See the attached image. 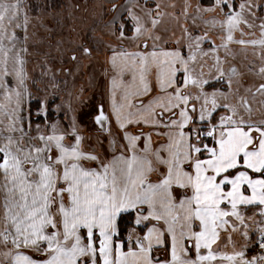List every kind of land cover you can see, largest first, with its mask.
Instances as JSON below:
<instances>
[{
	"label": "snow or ice",
	"instance_id": "1",
	"mask_svg": "<svg viewBox=\"0 0 264 264\" xmlns=\"http://www.w3.org/2000/svg\"><path fill=\"white\" fill-rule=\"evenodd\" d=\"M129 3L111 35L142 50L112 48L110 111L100 105L94 118L110 137L102 155L75 119L48 123L47 101L33 128L27 49L15 51L29 17L23 0H0V264H264V102L253 108L238 69L225 68L232 44L264 53V3L197 4L219 10L205 23L220 42L185 28L171 49L155 43L160 4Z\"/></svg>",
	"mask_w": 264,
	"mask_h": 264
},
{
	"label": "rangeland",
	"instance_id": "2",
	"mask_svg": "<svg viewBox=\"0 0 264 264\" xmlns=\"http://www.w3.org/2000/svg\"><path fill=\"white\" fill-rule=\"evenodd\" d=\"M25 1L28 3V31L35 36L39 44V56L34 64H29L31 65L30 72L36 67L44 79L41 96L44 97V101H47V108L52 100L55 101L54 98L57 99L54 105L57 118L51 122L59 120L63 125V123L70 124L75 119L82 134L87 135L88 132L93 134L94 138L87 137L89 145H108L109 136L94 122V118L98 114L100 105H103L106 111L108 52L112 48L136 47L133 41L128 39L121 41L111 35L114 29L110 28V25L113 24L114 19L119 20L122 16L126 18L124 16L126 8L123 6L127 7L130 4L129 0ZM148 1L156 2V0ZM259 1L264 2V0ZM33 3L39 7V12L36 16L33 14L32 22L33 16L30 9ZM134 11L137 12L138 9ZM160 17L161 15L156 17L153 13V18L160 19ZM146 26L152 28L151 25ZM164 32H168V29L161 22L153 29V33L160 38ZM130 34L132 32L129 26L125 30V35ZM175 41L168 43L175 44ZM146 42L153 44L152 40ZM155 43H160V39ZM163 43L166 42L162 41ZM85 48L91 50V55L84 53ZM246 52L245 48L241 47L240 52L233 53L234 58L229 57L226 69L232 66L237 67L240 73L237 77L239 80L237 86L240 92L243 90V94L249 97L253 108L258 109L264 102V96L259 95L251 99L252 93H245L244 89L247 88L246 83H264V77L259 72V69L264 67V54L261 51H258L257 55L255 52L248 54ZM35 54L34 50V57ZM72 56H76V59L73 60ZM60 85H63L62 89L59 88ZM113 134L117 135L115 132ZM255 211L258 209L253 210ZM255 219L259 220V217L256 216ZM221 247H223V242H221ZM253 254L249 253V255Z\"/></svg>",
	"mask_w": 264,
	"mask_h": 264
},
{
	"label": "crops",
	"instance_id": "3",
	"mask_svg": "<svg viewBox=\"0 0 264 264\" xmlns=\"http://www.w3.org/2000/svg\"><path fill=\"white\" fill-rule=\"evenodd\" d=\"M143 2H144L143 0H140V3H143ZM234 2L238 4L239 2H241V0H234ZM23 3L25 4L24 10L27 12V4L28 3L25 0H23ZM156 3L160 4L159 11L161 13V17L159 20H160L161 24L166 26L168 29V32H164V34L160 38V43H156L158 47L164 48V49L175 48L176 44H172V43L169 44L168 42H172L173 40L180 39L184 35V29L185 28H187V30L189 32H191L193 35H199V34H203L204 32H208V34L213 39H215L217 43L220 42L219 37H220L221 33L219 32V30L213 29V28H211L210 25H207L205 23L206 20H210L213 16H218L219 10H217V13H197V11H196V5L197 4H200L201 7H208V6H211L212 0H156V2L155 1L154 2L148 1V7L154 8ZM186 3H191V5H192V7L188 9L187 17H185V15H184V9H185ZM256 3L261 4L262 2H260L259 0H256ZM173 5H174V7H173ZM125 6H123V7L128 8L130 6V4L127 7H125ZM137 9H138L137 14L143 15V13L140 11V9L139 8H137ZM38 10H39V7L33 3V5L31 6V9H30L32 16H33V14H35V16H36L37 13L39 12ZM255 12H256V17H257V19L255 20V23L259 24L262 20H264V11H262L260 9H256ZM124 16L126 17V12H124ZM201 17H203V18H201ZM33 20H34V16L32 17L31 21L33 22ZM147 24L151 25L150 21ZM28 27H29V23H28L26 32H24L20 28L15 29L17 36H18V40L16 41V46H15V51L19 52V50L21 48L27 49V52L21 53V55L23 56V58L25 60V66L24 67H25V72L27 75V80H26L27 89H28V92L31 93L30 97H28V96L25 97L24 107H25L27 112H30L31 101L39 100L41 103V106H43L44 97H42L41 95L43 94L42 83H43L44 79H43L42 75L37 71L36 67L34 68V70H31V72H30V66L31 65L29 66V64L30 63L34 64V62L36 61V59L39 56V48H38L39 44L37 43L38 40L35 38V36L31 32L28 31ZM244 31L248 32L249 30L245 28ZM253 31L256 32V36L258 37L259 36V29L256 28V29H253ZM25 36L27 37L26 40L24 39ZM235 36L237 39L241 38L239 32H237L235 34ZM243 38L249 39V38H253V37L245 36ZM162 41H164L166 43L162 44ZM5 44L8 45V41H5ZM148 44L151 47L152 44H150V43H148ZM8 46H11V45H8ZM205 47H208V45H205ZM230 47H233V48H231L233 53L240 52L241 47L245 48V50L247 51L246 54H248L250 52H255V54L257 55L258 51H261L259 48H253L252 46H242L239 44H232ZM34 50L36 52L35 57H34ZM118 50L139 51L142 49H138L137 47H135V48H127V49L119 48ZM255 50H257V52ZM112 55H113V52L111 49L108 52L107 59H106L107 70H108V75H107V80H106V112L110 111L111 77L114 75L113 69H112L111 64H110V58L112 57ZM221 56H223V51L221 52ZM231 62H232V60L230 61V63ZM210 63H211V61H210ZM226 66H227V64L225 65V68H226ZM9 67H11V64L9 65ZM232 67H234V66H232ZM9 79L11 80V78H9ZM260 84L259 83H257V84L246 83V87L247 88L251 87L252 88V94L255 93V96H259L260 94L256 93V88ZM14 86H15V81L12 80L10 83V87H14ZM217 86L219 87V85H217ZM59 88L62 89L63 85H60ZM241 94H243V90H242ZM54 99H56V98H54ZM263 101H264V98H263ZM2 102H4V96H3V91L0 90V103H2ZM41 108L42 107L37 108V109H39L38 111H40ZM0 119H5V123L7 122L6 118L3 117L2 113H0ZM35 124H36V121H33V128L35 127ZM41 124L43 125L44 123H41ZM63 125H64V127H67L69 124L63 123ZM113 132H115L117 134V130H116L115 125H113ZM82 135L85 136V147L86 148H94L97 151H99L102 155L104 154L105 150L109 148V144L108 145L102 144L99 146L89 145L87 137L89 136V138H94L93 134H90L88 132L87 135H85V134H82ZM106 135H108V134L106 133ZM116 137L119 138L118 134L116 135ZM108 139H110V137H108ZM153 139H154V141L156 140L155 137ZM253 210H255V209H253ZM253 210L250 211L249 214H251L253 212ZM259 219H260V217H259ZM6 250L7 249L0 248V260L6 261L7 258L3 257V255H2V253Z\"/></svg>",
	"mask_w": 264,
	"mask_h": 264
},
{
	"label": "trees",
	"instance_id": "4",
	"mask_svg": "<svg viewBox=\"0 0 264 264\" xmlns=\"http://www.w3.org/2000/svg\"><path fill=\"white\" fill-rule=\"evenodd\" d=\"M57 101V99L52 100L50 103H49V106H48V120L47 122H51L52 120H54L55 118H57V115L55 113V109H54V105H55V102ZM41 103L39 100H34V101H31V106H30V113L32 114L31 115V119L33 121H36L38 120L37 116L35 115L36 112V109L37 108H40L41 106ZM62 117V116H61ZM40 123H45L44 120H40L39 121Z\"/></svg>",
	"mask_w": 264,
	"mask_h": 264
},
{
	"label": "built area",
	"instance_id": "5",
	"mask_svg": "<svg viewBox=\"0 0 264 264\" xmlns=\"http://www.w3.org/2000/svg\"><path fill=\"white\" fill-rule=\"evenodd\" d=\"M39 109H36V111H38Z\"/></svg>",
	"mask_w": 264,
	"mask_h": 264
}]
</instances>
